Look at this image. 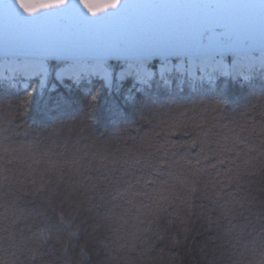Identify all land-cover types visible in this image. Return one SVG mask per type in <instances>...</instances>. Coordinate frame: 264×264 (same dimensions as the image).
<instances>
[{
    "label": "trees",
    "instance_id": "1",
    "mask_svg": "<svg viewBox=\"0 0 264 264\" xmlns=\"http://www.w3.org/2000/svg\"><path fill=\"white\" fill-rule=\"evenodd\" d=\"M225 59L229 63L233 57ZM157 62L149 60L148 64L155 67ZM121 63L119 59L108 60L107 66L115 72ZM61 65L60 60H49L51 77ZM247 75L220 74L202 78L196 86L168 85L155 75L131 96L126 94V85L132 78H126V85L118 88H108L96 77L76 80L66 76L69 85L53 78L54 86L37 89L31 97L26 96V87L20 82L0 79V182L6 176L11 191L28 193L19 207L38 205L46 210L36 216L31 232L25 235L44 227L52 236L42 249L44 256L35 264H65L68 259L71 264H260L264 257V175L243 176L238 182L240 190L233 182L214 199L205 198L214 182L221 179L211 167L217 159L207 149L231 148L237 137L249 136L253 127L264 124V71L252 70ZM29 80L35 88L36 78ZM93 95L95 101L91 100ZM194 140L207 146L208 159L199 158L200 147L192 146ZM165 142L173 145L169 151L176 159L187 154L192 169H199L193 214L186 224L189 231L186 239L185 233H179L184 242L174 259L168 245L177 233L170 224L185 227L180 223L184 217L175 211L181 206L180 199L155 221V205L142 197L129 205L104 193L93 194L91 199L79 196L100 175L109 174L114 167L120 169L121 157L130 159L140 153L136 158L146 159L154 146ZM251 142H256L255 137ZM233 155L224 153L225 157ZM114 158L118 161L115 165ZM195 158L200 159L199 164ZM227 167V162L217 164L221 172ZM190 172L186 169L180 175L190 182L195 178ZM41 186L44 190L36 192ZM8 190L5 183L4 191ZM49 190H53L51 207L44 202ZM245 191L249 199L255 197L258 214L248 216L242 211L240 215H221L222 207L225 211L236 207L234 203L224 205L228 193L239 200ZM100 195H104L103 201ZM177 195L183 199L189 193ZM77 204L78 212L72 219L68 213ZM62 210L66 219H72L71 224L59 221ZM149 220H153L151 226ZM77 228L79 240L69 246L65 256L61 244L67 233ZM80 244L86 253L83 261ZM149 245L151 251L145 254ZM10 251L0 252V257ZM17 255L18 264H32L28 256Z\"/></svg>",
    "mask_w": 264,
    "mask_h": 264
},
{
    "label": "snow or ice",
    "instance_id": "2",
    "mask_svg": "<svg viewBox=\"0 0 264 264\" xmlns=\"http://www.w3.org/2000/svg\"><path fill=\"white\" fill-rule=\"evenodd\" d=\"M235 7L218 5L212 8L207 5L118 0L114 8L102 14H90L83 7L82 0H58L36 12H25L17 0H4L0 4L5 20L3 57L6 63L14 62L13 72L25 80L33 76L40 77L39 86L42 87L49 57L61 59L65 66L64 71L71 72L74 79L82 78L86 72L88 75L103 73L105 83L110 85L112 77L107 62L111 56H122L128 65L124 74L128 77L134 76L138 82L146 84L155 75L148 67L149 57L154 53L163 57L159 67L161 76L173 70L179 71L177 65L170 63L169 57L173 56L170 53L183 46L184 41L190 38L195 30L197 47L191 54L201 61L200 69L205 73L211 70L227 74L229 66L224 62L225 53L232 52L239 57L238 54L224 37L214 35L208 29L202 32L200 29L216 16L230 18ZM244 64L238 58L232 69L237 70ZM121 78H124V75ZM36 90L28 85L25 88L26 96L31 97ZM96 99L95 95L91 97L92 101ZM252 137H255L256 142H251ZM191 143L192 146L200 147L199 158L208 159L205 155L207 146L203 142L197 145L194 140ZM154 147L155 150L149 153L146 159L136 158L140 153L130 159L121 157L123 163L120 169L114 167L109 174L100 175L95 183L80 191L79 196L91 199L93 194L104 193L113 200L123 199L129 205L138 197H142L150 201L151 205H155V221H159L162 214L168 213L174 200L180 199L181 206L175 208V211L177 215L184 217L180 223L185 227L176 228L170 224V228L177 233L168 245L169 255L174 259L184 242L179 238V233H185L186 239V233L189 231L186 224L187 218L193 214L199 169H192V159H189L187 154L179 160L176 159L175 154L169 151L173 145L168 142ZM207 150L217 159V164H228L223 172L217 168V164L211 166L216 169V176L221 177L214 182L213 190L206 194L205 198L211 200L233 182L237 183V189L240 190L238 182L243 176L264 175V124L258 128L253 127L249 136L237 137L231 148ZM225 152L234 155L225 157ZM199 158H195L197 164L200 162ZM112 163L115 165L118 161L114 158ZM186 169H191L190 174L195 177L190 182L180 175ZM5 183L9 186L8 191H4ZM204 183L207 185L208 181ZM43 190L41 186L35 191ZM183 191H187L189 195L181 199L177 193ZM26 195L28 193L25 191H11V182L6 176L0 182V252L11 250L8 255L0 257V264H18V253L28 256L32 264H35L38 259H42V249L52 239L50 230L44 227L31 236L25 235L26 232H31L36 223V216L44 215L46 211L38 205L31 208L19 207ZM228 196L229 199L225 200L224 205L234 203L236 207L229 208L228 211L222 207L221 215H240L242 211H247L248 216L258 214L255 197L249 199L247 191L239 200L233 193H228ZM100 200H104V195H100ZM44 202L49 207L52 206L53 190H49ZM60 203L63 205V201ZM141 206L150 207L143 203ZM78 208L77 204L70 209L68 214L72 219L75 218ZM65 216L66 213L60 211L59 221L71 224L72 219H66ZM152 223L153 220L148 221L149 226ZM208 223L211 225L212 221L209 220ZM157 239L163 237L157 235ZM236 239L239 240L240 237L237 236ZM77 240L78 228L67 233V238L61 244V251L65 256L68 255L69 246ZM79 247L83 261L86 256L85 248L83 244ZM151 247L152 245H149L145 248L144 253L150 252ZM163 251L161 249V252ZM65 264H71V260H65ZM261 264H264V261Z\"/></svg>",
    "mask_w": 264,
    "mask_h": 264
},
{
    "label": "water",
    "instance_id": "3",
    "mask_svg": "<svg viewBox=\"0 0 264 264\" xmlns=\"http://www.w3.org/2000/svg\"><path fill=\"white\" fill-rule=\"evenodd\" d=\"M4 0H0L2 4ZM19 6L25 12H36L45 6H48L58 0H17ZM136 2L161 3V4H194L207 5L215 8L218 5L236 6L232 10L230 18L224 16H216L212 21L200 29H208L214 35L222 36L229 41L230 47L236 51L239 57L232 52L225 53L224 58L233 57V63L236 59L245 58L247 55H257L255 63L262 62L264 57V0H136ZM83 7L90 14H102L107 10L114 8L118 0H82ZM5 20L2 9H0V58L4 59L3 53L5 49ZM197 47V39L195 30L193 35L186 39L183 46L173 50L170 54L171 59L193 57L191 52ZM259 54V55H258ZM60 60L56 57H49V60ZM121 60L122 56H111L109 60ZM160 60L163 57L159 53H154L149 60Z\"/></svg>",
    "mask_w": 264,
    "mask_h": 264
},
{
    "label": "rangeland",
    "instance_id": "4",
    "mask_svg": "<svg viewBox=\"0 0 264 264\" xmlns=\"http://www.w3.org/2000/svg\"><path fill=\"white\" fill-rule=\"evenodd\" d=\"M259 55V54H258ZM257 55H247L245 56V58H242L241 61L244 62L245 64L240 67L239 69L237 70H233V69H229L228 72H231L234 74V72H237L238 71H241L243 74H247L248 73V70L249 68L253 69V67L255 66H251V65H254L255 63V57ZM261 56L264 57V54H262ZM169 60L171 61L170 63H172L173 65H177L178 68H180L179 71H176V70H173L171 72H168L166 74H164L163 76H161L160 72H159V67L162 63V59L159 60V62L156 63L155 67H152L151 65L148 64V67L154 71L156 77H157V80L160 81L161 83H166V84H176V85H179V86H182L184 83H188L189 85L191 86H196L198 85L200 82H201V79L202 77H209V75H215L216 76L218 75V73H222V72H219V71H210V70H207V73H205V71L201 70L200 69V65H201V61L199 59H197L196 57H184V58H176V59H170ZM0 62H5L4 59H1L0 58ZM224 62L230 66L233 64V59L228 63V61L224 58ZM264 62V61H262ZM6 63V62H5ZM8 63H12L14 64V62L10 61ZM127 64H126V61H122L120 67L115 71V72H112L110 69V73H111V84L110 85H106L108 88L110 87H121V86H125L126 84H124V80L126 78H132V80L129 82L128 85H126V94L131 96L132 93L140 88L142 85H144V83H140L138 82L134 76H127V74H124V69L127 68ZM245 66H247V68H245ZM47 67V72L45 73L44 77H43V86H39L40 85V77L38 76H35L36 77V83H35V88L36 89H41L45 86H49V87H52L55 85V81L53 80V78H56L57 80L60 79L62 81V83H65V84H70L69 81H65V78H64V75L67 74V75H70L72 74L71 72L69 73H60L61 70H63L65 68L64 65H61L60 67H58L55 71H54V74H55V77H51L52 75L50 74V69H49V66L48 64L46 65ZM263 71H264V68L260 67ZM250 69V70H251ZM204 72V73H203ZM204 74V75H203ZM253 74V73H252ZM124 75V78H121V76ZM154 75V76H155ZM251 75V74H250ZM153 76V77H154ZM99 78L101 79L103 82H105V78H104V75L103 73L99 74V75H96L95 73H93L92 75H88L87 72L85 73V75L82 77V78H78L76 80H79V79H87V78ZM151 81V80H150ZM150 81L146 84H149ZM60 82V81H59ZM10 83L12 84H17L19 83L18 81H10ZM20 85H22V87H28V85H30V82L28 80H25V81H22V83H19Z\"/></svg>",
    "mask_w": 264,
    "mask_h": 264
},
{
    "label": "bare ground",
    "instance_id": "5",
    "mask_svg": "<svg viewBox=\"0 0 264 264\" xmlns=\"http://www.w3.org/2000/svg\"><path fill=\"white\" fill-rule=\"evenodd\" d=\"M261 61H264V60H261ZM235 63V62H234ZM233 63V64H234ZM0 64L1 65H3L5 68L6 67H11V72H10V74H15L14 72H13V67H14V64H12V63H5V62H0ZM232 64V65H233ZM232 65H230L229 66V69H232ZM253 66H255V67H253V69H257V68H259V67H262V68H264V62H258L257 64L256 63H254V65ZM2 70H4V69H0V74H1V72H2ZM211 71V70H210ZM60 73H68L67 71H64V69L63 70H61V72ZM70 73V72H69ZM204 73V72H203ZM234 74H237V72H234ZM70 75H72V74H70ZM70 75H67V74H65L64 75V77L65 76H70ZM204 75V74H203ZM248 75L247 74H244V77H247ZM209 77H211L212 79L214 78V77H216V74L215 75H209ZM105 81V80H104ZM105 83V82H104ZM105 84H107V85H109L108 83H105Z\"/></svg>",
    "mask_w": 264,
    "mask_h": 264
},
{
    "label": "clouds",
    "instance_id": "6",
    "mask_svg": "<svg viewBox=\"0 0 264 264\" xmlns=\"http://www.w3.org/2000/svg\"><path fill=\"white\" fill-rule=\"evenodd\" d=\"M262 261H264V257H262V258L260 259V264H261Z\"/></svg>",
    "mask_w": 264,
    "mask_h": 264
}]
</instances>
